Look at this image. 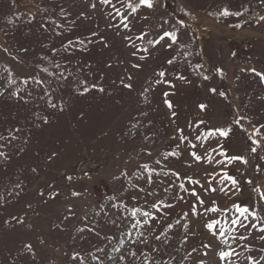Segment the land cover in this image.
Returning <instances> with one entry per match:
<instances>
[{"label": "rangeland", "instance_id": "1", "mask_svg": "<svg viewBox=\"0 0 264 264\" xmlns=\"http://www.w3.org/2000/svg\"><path fill=\"white\" fill-rule=\"evenodd\" d=\"M93 2L97 3L95 10L90 7ZM225 7L243 14L219 16ZM107 11L98 0H0V136L8 138L0 139V151L9 157H0V264H122L119 257L130 248L139 253L153 247L160 249L151 253L153 264H193L184 260L186 250L199 247L201 242L212 244L204 257L205 264H217V242L197 218H192L191 228L196 235L190 236L187 244L182 243L179 227L168 233L171 240L167 244L154 238L167 223H175L178 214L188 211L189 204L176 203L175 208L165 209L169 213L166 218L140 229L147 243L137 245L130 243L137 235L131 224L139 217L133 218L128 211L112 205L124 202L129 208L142 206L155 212L149 207L154 201L174 202L175 191L164 192L169 177L154 175L156 182L150 185L145 182L146 174L145 179L140 178V165L144 163L157 171L163 168L179 171L182 176L188 173L203 182L205 171L213 168L192 162L189 143L172 139L178 129H183L184 135L197 144L195 150L200 154L221 143L229 155L247 157V165L237 161L229 166V173L240 181L241 191L233 199H222V207L237 201L251 204L259 200L252 188L264 191V148L251 153L247 133L264 124V82L250 71L255 68L264 72V21L257 22L264 15V2L159 0L154 9H141L133 21V32L150 29L147 40L175 26L180 29L182 47L168 50L162 45L155 49L149 46L151 55L140 71L131 67L137 61L125 46L126 33L118 35L116 29L108 27ZM144 16L148 19L144 20ZM235 24L242 27H232ZM93 31L107 37L109 46L94 43L88 45L87 52L75 50L71 54L62 49L68 39L83 38ZM53 49L60 51L53 54ZM174 55V63L167 64ZM54 63L70 68L89 82L102 84L105 91L81 96L75 91L77 81L73 77L58 86L54 76L41 71L44 67L59 71ZM217 69H223L225 76L221 77ZM161 70L175 84L174 89L153 84L154 73ZM126 73L133 75L131 92L120 84ZM179 75L190 83L177 80ZM203 75L210 79L204 80ZM31 76L45 80V84L38 86L30 80L23 85L22 81ZM13 79L16 83H11ZM150 84L152 89L146 93L150 103H145L141 93ZM213 87L225 92L227 99L212 94L209 89ZM45 88L56 90L54 102L63 103L62 112L49 108L46 97L41 99ZM18 91L22 99L16 95ZM164 92L174 93L166 98L172 109L164 103ZM202 103L208 105L203 112L199 108ZM142 112L148 115L145 117ZM36 114L47 116L49 123L42 124ZM240 116L246 119L240 125L234 124ZM201 119L207 127H188ZM136 121L138 127L132 128ZM229 126L232 131L227 138L210 137L203 148L194 139L208 129ZM17 128L21 130L15 133L17 139H11L10 132ZM260 131L264 133V128ZM145 136L149 139L145 140ZM178 143L182 155L163 160L162 155L176 150ZM157 160H161L160 165L155 163ZM257 164L262 171H255ZM124 172L127 176L122 175ZM67 176L72 177L71 181ZM247 180L253 184L248 185ZM134 185L146 191L141 193ZM74 191L81 195L74 196ZM152 191L156 195L147 196ZM55 192L59 195L53 199L49 194ZM113 196L115 200L111 199ZM259 235L253 231L245 243L253 249L264 247ZM29 244L31 251L26 247ZM77 253L83 261L73 259ZM248 254L259 255L256 251L244 253ZM239 264H247L243 256Z\"/></svg>", "mask_w": 264, "mask_h": 264}, {"label": "snow or ice", "instance_id": "2", "mask_svg": "<svg viewBox=\"0 0 264 264\" xmlns=\"http://www.w3.org/2000/svg\"><path fill=\"white\" fill-rule=\"evenodd\" d=\"M159 0H98V3L107 8L108 11L105 15L109 18V28L116 29L117 34L126 33L123 36L125 41V46L130 48L132 51L130 52V56L134 59L131 67L137 71L142 70L143 62L147 61L151 55L149 50V46L155 49L158 46H163L165 49L172 50L174 47H182L179 43V32L180 29L173 26V30H163L162 32L157 33L155 38L146 37L151 36L150 29L141 30L139 32H133V21L136 19L137 14L141 9L147 8L152 10L155 8L156 4ZM264 2V0H262ZM90 7L95 10L97 7V3H91ZM247 11V9H245ZM63 13V9L61 10ZM243 13L240 11H231L229 8L225 7L221 12L218 13L219 16L229 17V16H241ZM83 15V13H81ZM34 19V17H33ZM144 20H147L148 17L144 16ZM264 21V15L259 17L257 22ZM53 24H56V21H52ZM181 25L183 21L180 22ZM57 27H62V25H57ZM162 27V26H161ZM232 27H242L240 24L232 25ZM58 35L60 33H57ZM139 42V43H138ZM94 43H102L105 47H108L107 37L103 36L99 31H93L89 36L86 37H76L74 39H68L66 44H62V49L65 52L71 54L72 51L78 50L80 52L89 51L88 45ZM77 45L79 46L77 48ZM7 52V49H4ZM60 51V49H53V54ZM235 55V53H233ZM44 59V58H42ZM175 61V55L166 61L167 64L171 65ZM53 67L59 71L51 72L49 68L44 67L41 69L43 73H46L49 77H55V79L59 82L58 86H63L65 82L69 81V77H73L75 81H77L75 91L83 96L92 91H98L103 93L105 91L102 84L93 81L89 82L87 79L81 78L77 73L71 71L70 68L66 66H62L60 63H54ZM84 67H91V65H85ZM111 67V65H108ZM196 68L203 67V65H196ZM250 71L257 77L260 78L262 82H264V72H258L255 68L250 69ZM217 72L221 77L225 76L223 69H217ZM156 79L153 81L155 85L166 84L169 88L174 89L175 84L172 83L171 80L166 79L167 73L166 71H158L154 73ZM202 75V74H201ZM177 80L184 81L190 83L187 78L183 75H179L176 77ZM204 80H209L210 77L208 75H203ZM34 81V83L38 86H43L45 84V80H42L36 76H31L22 81L23 85H28L29 81ZM11 83H16L13 79ZM120 84L124 89L128 91H133V75L126 73L125 76L121 77ZM152 89V84L145 88L141 95H143L144 102L150 103L147 92ZM56 90L53 89L49 91L47 88L44 90V94L41 99H45V103L51 109H55L58 111L64 110V105L61 101L57 100L54 102L53 93ZM209 91L214 95H219L227 99V95L225 92L220 91L213 87L210 88ZM2 94V93H0ZM174 93L164 92L163 96L165 97L164 103L167 105L169 109L173 108L171 101L166 98ZM18 97H20V92L16 93ZM28 95H31L29 92ZM21 99L23 97H20ZM27 102V101H25ZM208 105L200 104V110L206 111ZM143 116H147V112L141 113ZM172 116L175 117L176 113L173 111ZM36 118L42 124H48L49 119L47 116H41L36 114ZM246 119V117L240 116L235 118L233 123L236 125H240L241 121ZM139 121H136L132 124V128H137ZM40 125L38 124L37 127ZM201 126L207 127V122L203 119L196 122L194 125L189 124V128L199 129ZM260 128H264V124L260 125V127H254L253 133H247L246 129H243L248 135V138L251 140L250 152L257 153L258 149L264 148V133H261ZM21 130L19 128L15 129V132H10L11 139H17L15 133H19ZM232 128L229 126L227 128H216V129H208L206 132L198 133L195 135L194 139L197 142H201L200 146L203 148L204 143L210 137H224L227 138L231 133ZM178 135L172 137V139H179L180 143H184L187 141L190 145V149L188 151V155L191 157V160L195 164L206 163L211 165L212 171H205L203 182L201 179L195 178L193 175H189L185 173L183 176L179 171L174 169H168L167 171L161 168L160 171H157L156 168L151 167L148 163H144L140 165V173L139 176L142 179H146L145 182L147 184H152L156 181L153 180V176L156 177L164 176L169 177V184L164 187V192L169 193L170 191H175V195L172 197V201L174 202H166L165 200L154 201L149 207L151 209H155V212L144 210L142 206H129L121 202L119 204H113L114 208H122L129 212L130 216L133 218H137L134 223L131 224L133 229H137V235L135 239H131L130 243L132 245L137 244H146L147 238L144 235L143 231L140 229L144 228L145 225L151 227L152 221H160L163 218H166L169 213L165 211V209H172L176 207V203H187L189 204L188 211L182 212L178 214V218L175 220V223L169 222L166 224L165 229L160 232L158 235H154L156 241L167 244L171 237L168 235L170 231L179 227L183 232V244H187L190 236H195L196 232L191 231L192 228V218H197L201 221V226L206 232L215 239L217 242V248L215 250V256L217 258V264H239L240 258L243 256V259L247 261V264H264V247H260L258 249H253L250 243H245L249 241L252 237L253 231L260 233L258 239L260 241H264V191L261 190L260 187H253L252 191L258 194L259 200L249 203H241L239 201L231 204L228 207L221 206L222 199H233L235 196L239 195L240 189V181L239 179L230 174L228 168L233 163L239 161L240 163L247 165L248 159L242 155H229L228 151L224 148L223 144L218 143L216 147H211L210 149H206L203 154H200L195 149L197 148V144L193 143L189 140V137L184 135L183 129L177 130ZM259 137V139L255 138ZM0 139H8L7 137L0 136ZM145 140L149 139L148 136L144 137ZM180 143L176 145V150L169 151L162 155L163 160H167L169 157L179 158L182 155L180 149ZM215 154V155H213ZM151 156V153H148ZM0 157L5 160L9 159L7 154L4 151H0ZM219 157V159H217ZM51 158V157H50ZM264 159V157H261ZM156 164L160 165L161 160L155 161ZM188 167L191 168L192 164H188ZM36 171V169H33ZM255 171H262L261 166L257 164L255 166ZM122 175L127 176V173L124 172ZM67 180L71 181L72 177L67 176ZM159 183L163 186V181H159ZM246 183L248 185H252V180H247ZM54 189V186H52ZM139 192L143 193L146 190L138 185H134ZM43 196L45 193L41 191L39 193ZM74 196H80V192H73ZM18 195V193H17ZM51 198H55L59 193L55 192L49 194ZM156 195L154 191L147 192V196ZM209 197H212L209 199ZM112 200H115L116 197H111ZM135 199V197H133ZM115 223V221H113ZM80 231H84V229H80ZM89 231H95L93 228H89ZM98 235V233H97ZM29 251L32 250V246L29 244L26 246ZM212 248L211 243L201 242L200 246H192L190 250H186V254L184 256L185 261H192L193 264H205V259L208 255V250ZM243 249V252L240 251ZM160 249L153 247L151 251H143L141 250L139 253L130 248L129 252L126 255H121L119 257L122 264H153V257L151 255L152 252H158ZM100 251V249H98ZM119 251V249H116ZM256 251L259 255H244V253H252ZM196 253L197 256H193ZM95 259H99V257H94ZM142 258V260H141ZM73 259H79L83 261V257L79 256V254H75ZM155 264H161V261H155ZM163 264H169L168 261H163Z\"/></svg>", "mask_w": 264, "mask_h": 264}]
</instances>
